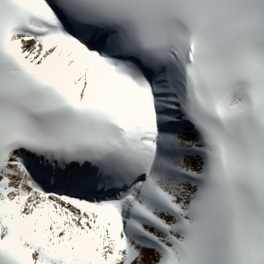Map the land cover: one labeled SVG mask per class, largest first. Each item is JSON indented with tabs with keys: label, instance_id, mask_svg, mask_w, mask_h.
<instances>
[{
	"label": "snow or ice",
	"instance_id": "1",
	"mask_svg": "<svg viewBox=\"0 0 264 264\" xmlns=\"http://www.w3.org/2000/svg\"><path fill=\"white\" fill-rule=\"evenodd\" d=\"M0 264H264V0H0Z\"/></svg>",
	"mask_w": 264,
	"mask_h": 264
}]
</instances>
